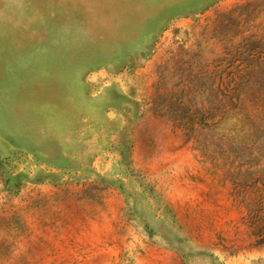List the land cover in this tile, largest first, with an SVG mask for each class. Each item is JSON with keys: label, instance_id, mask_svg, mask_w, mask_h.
Segmentation results:
<instances>
[{"label": "rangeland", "instance_id": "rangeland-1", "mask_svg": "<svg viewBox=\"0 0 264 264\" xmlns=\"http://www.w3.org/2000/svg\"><path fill=\"white\" fill-rule=\"evenodd\" d=\"M244 195L264 0H0V264H264Z\"/></svg>", "mask_w": 264, "mask_h": 264}, {"label": "trees", "instance_id": "trees-1", "mask_svg": "<svg viewBox=\"0 0 264 264\" xmlns=\"http://www.w3.org/2000/svg\"><path fill=\"white\" fill-rule=\"evenodd\" d=\"M232 73V74H231ZM234 72L228 71V75H233ZM197 77V75L193 76ZM243 78V75H240ZM189 120L178 119L177 125L185 129V131L190 132L193 126V118ZM244 204L247 208V223L252 228V233L255 236L256 243H264V197L257 195L255 197L242 196Z\"/></svg>", "mask_w": 264, "mask_h": 264}]
</instances>
